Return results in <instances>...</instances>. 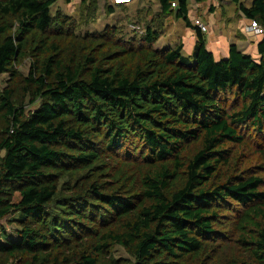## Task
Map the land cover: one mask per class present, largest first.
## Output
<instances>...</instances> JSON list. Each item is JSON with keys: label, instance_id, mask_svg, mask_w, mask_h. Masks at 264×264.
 I'll use <instances>...</instances> for the list:
<instances>
[{"label": "trees", "instance_id": "1", "mask_svg": "<svg viewBox=\"0 0 264 264\" xmlns=\"http://www.w3.org/2000/svg\"><path fill=\"white\" fill-rule=\"evenodd\" d=\"M56 1L0 0V76L13 79L0 88V264H125L117 244L134 264H205L230 221L248 256L232 264H264V163L238 165L251 144L264 160V33L258 57L232 43L216 59L190 0H160L195 32L191 56L158 48L152 25L76 47ZM231 1L264 28V0ZM21 89L40 101L28 114Z\"/></svg>", "mask_w": 264, "mask_h": 264}, {"label": "rangeland", "instance_id": "2", "mask_svg": "<svg viewBox=\"0 0 264 264\" xmlns=\"http://www.w3.org/2000/svg\"><path fill=\"white\" fill-rule=\"evenodd\" d=\"M244 1L247 5L251 2V0ZM111 9H113V12H110ZM189 10L192 24H194L197 17H201L205 22L207 46L209 49L214 50L216 59L223 58L221 55L224 53V49L220 47V44L223 46L227 44L226 50H229L232 43H243L245 39H248V36L242 32L245 16L240 11L238 4L231 0H203L201 2L190 0ZM52 13L56 17H60L62 14L70 20L68 26L72 28L73 32L66 35L67 33L60 29L62 32L60 35L64 36L63 41L65 43L74 44L76 47L96 39L97 33H107L108 30L114 31L113 39L115 41L120 39L127 41L135 37L139 41L140 37L145 34L147 27L152 25L161 33L155 44L158 48L177 46L181 43L184 45L182 53L186 56H191L194 50L195 32L191 27H188L184 19L176 18L173 13H164L160 0H134L132 3L121 6L115 5L113 0H57L52 5ZM248 23L250 24V21ZM58 28H61V26ZM261 36L257 35L253 42H249L251 49L246 52H258L257 43ZM217 40H220V43H215ZM228 55L229 51L227 55L223 56L228 57ZM32 63V51H29L28 55L16 68L24 76H28ZM11 78V73H3L0 76V88L13 85V79ZM20 97L24 100L27 114L39 105L40 101L32 103L31 95H25L22 89L20 90ZM259 142L264 144L262 140H259ZM259 149L260 147L255 146V144L244 148L241 151L238 165L254 167L255 171H258L257 167L264 163ZM261 174L264 177V170ZM78 178L84 179L85 177L83 173H80L76 179ZM17 216H19L18 212H12L2 219V225L11 234H14V231L18 228ZM223 220L227 221L226 219ZM224 229L225 231L230 230V233H227L229 237V243L226 242L228 243L227 249H219L218 252L212 254L214 257L211 255L205 260V264H216L217 262L219 264L220 262L222 264H232L234 259H248V256L245 258L244 252L236 242L235 222L230 221V224H227ZM112 253L116 259L126 262L125 264H134L135 258L121 245H115ZM15 262L16 259L14 258L6 264H15Z\"/></svg>", "mask_w": 264, "mask_h": 264}, {"label": "crops", "instance_id": "3", "mask_svg": "<svg viewBox=\"0 0 264 264\" xmlns=\"http://www.w3.org/2000/svg\"><path fill=\"white\" fill-rule=\"evenodd\" d=\"M243 21H244V25L242 26V32L244 33V35H247L248 36V39H245V41L243 42V43H239V42H237V45H238V47L240 48V49H243L244 51H247L248 49H251V44H249V42L251 43V42H253L255 39H256V35H254L253 34V32H251V30H249L248 29V27H249V23H248V20L246 19V17H244L243 18ZM195 41V40H194ZM259 41V40H258ZM213 42V41H212ZM257 42V41H256ZM215 43H220V40H217V41H215ZM229 45V44H228ZM226 46H227V44H225L224 46L223 45H221L220 44V47L222 48V49H224V53H222V55H221V57H225V56H223V55H227V53H228V51L229 50H226ZM249 47V48H248ZM209 48V47H208ZM210 50H212L211 48H210ZM213 51V53H215L214 52V50H212ZM249 53V52H248ZM250 54H252L254 57H258V52H256V51H253L252 53H250Z\"/></svg>", "mask_w": 264, "mask_h": 264}, {"label": "built area", "instance_id": "4", "mask_svg": "<svg viewBox=\"0 0 264 264\" xmlns=\"http://www.w3.org/2000/svg\"><path fill=\"white\" fill-rule=\"evenodd\" d=\"M133 1L134 0H113V3L115 5H121V4H129V3H132ZM172 5L173 7H175L176 3L174 2ZM194 24L198 26L199 28H201L203 31H207L205 22L203 21L201 17H197V19L194 20ZM248 29L251 30L253 34L256 36L262 35L264 33L263 26L255 21L250 22Z\"/></svg>", "mask_w": 264, "mask_h": 264}]
</instances>
